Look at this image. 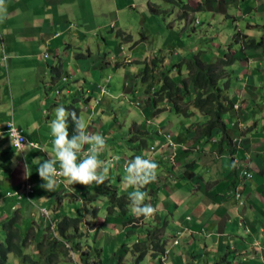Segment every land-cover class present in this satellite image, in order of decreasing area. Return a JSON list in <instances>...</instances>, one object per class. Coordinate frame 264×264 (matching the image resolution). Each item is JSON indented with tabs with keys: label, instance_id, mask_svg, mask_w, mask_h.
<instances>
[{
	"label": "crops",
	"instance_id": "1",
	"mask_svg": "<svg viewBox=\"0 0 264 264\" xmlns=\"http://www.w3.org/2000/svg\"><path fill=\"white\" fill-rule=\"evenodd\" d=\"M8 7L17 16H24L25 21L17 26L7 24V32L0 38V47H5L0 53V210L10 209L14 213V217L0 213V244L6 243L7 238L3 237L13 225L14 230H19V239H16L19 243L31 235L25 252L36 256L35 244L46 234L39 226L46 228L48 224H54V230L59 219L76 217L66 214L65 204L67 200L70 203L78 201L80 194L86 197L85 206H90L94 215L100 217L108 201L102 194L105 188L114 184L118 187V194L127 195V199L128 194L135 190L126 188L122 177L124 164L139 155L158 164L156 181L141 189L152 198V202L146 201L157 209L158 222L151 219L155 218L153 216L137 218L128 212L123 217H108L107 208L94 223L87 222L83 216L81 232L86 233V223L96 225L98 230L100 227V237L112 235L110 250L116 255L115 248L119 250L124 244L122 251H132L133 245L130 247L128 240L141 231L140 228L131 230L138 227L134 222L140 219V224L153 226L147 230L160 229V237L164 240L172 238L175 242L177 235L181 239L178 244L174 243L177 249L171 248L167 264H212V259L220 263L224 258L231 262L229 264H264V163L257 157L258 151L264 153V150L257 148L260 141L252 136L254 133L244 132L241 129L243 125L238 128L234 124L236 121L232 120L228 125L232 143L220 145L219 142L208 141L197 129L198 124L206 122L202 117L176 115L170 103L153 105L149 98L153 93L150 85L135 87L137 74L133 77L124 72L125 75L119 74L116 78L113 75L108 82L110 75L106 74L107 69L117 71L126 67L127 63L115 67V60L123 57L128 61V57L123 51L121 53L123 47L120 46V51L116 49L112 54L106 56L103 53L95 58L92 49L99 43L91 36L98 30L99 14L89 12L81 1L9 0ZM33 8L36 11H31ZM10 14L16 17V14ZM110 26L117 30L116 20L113 19ZM36 32L40 42L28 41L29 36ZM110 38L102 44L104 48L115 45L116 41L119 43L117 35ZM63 77H67L68 84L72 83V86L62 91L64 85L59 92L57 87L59 83L62 85ZM102 88L108 92L104 97L97 95L101 92L96 91ZM127 95L132 99H121ZM241 97L250 98L246 92L237 95V98ZM124 103L135 104L141 109L143 119L133 116L131 127L128 123L131 114ZM248 104L250 107L253 101L250 99ZM60 105L70 111L75 110L77 114L83 113L88 123L87 130L106 138L107 147L99 155L100 160L111 165L105 184L83 186L62 182L53 192L40 187L43 181L37 172L38 162L32 163V160L46 159L43 151L52 150L49 121L55 118L54 109ZM228 116L235 115L231 113ZM9 122H13L32 142V151L27 154L30 178H24L23 155L17 156V150L10 144ZM135 131L137 139L131 141V134ZM245 137L250 138L247 149L240 147ZM87 148L86 145L84 151ZM259 157L262 158L260 154ZM14 158L17 161L15 166L12 163ZM245 169L250 170L251 178L243 182ZM27 185H31L30 191L26 190ZM183 206L190 221L183 219L182 213L178 214ZM121 224L122 229L119 228ZM144 235H138L135 242ZM166 255L167 250L163 260Z\"/></svg>",
	"mask_w": 264,
	"mask_h": 264
},
{
	"label": "rangeland",
	"instance_id": "2",
	"mask_svg": "<svg viewBox=\"0 0 264 264\" xmlns=\"http://www.w3.org/2000/svg\"><path fill=\"white\" fill-rule=\"evenodd\" d=\"M79 1L82 2V6L87 8V10L89 9V12L94 11L95 13L99 14L96 23V27L98 28V30L97 32H94V35L92 34L93 36H91L99 43V46L94 45L95 47L94 49H92L96 59H98V57L103 53H106L107 56V54L109 55L114 53L116 49L120 51V45L118 44V41H116L115 45H110L106 48H104L102 45L105 44L104 40L108 41L109 39H111L110 37L112 35L116 36L119 30L133 36V42H123L124 47L121 50V53L123 51L125 53V56L128 57V61H130V64H128L126 67L119 68L117 70L119 72L112 70L111 68L107 69L106 74L110 75V77H113L114 75L115 78L119 74L125 75L124 72L135 77V74H137L140 70L142 71L143 69L144 71V66H142L140 63H136L137 61H146L147 59H151L156 56L157 59L161 60L162 57H165L166 62H164L162 66L164 68V66L166 65V67H168V70L171 69V66L173 64H176L183 60L187 48L191 46L198 45V48H200L204 52L209 53L213 52L212 50H214V53L216 51L218 54H220L221 47L226 49L233 42V40H237L235 37V34L237 32L240 31L242 32V34L244 33L245 35L248 34L250 36H255L257 40H260V34H257L255 31L264 30V0H203V6L201 7L202 10H198L195 13L190 12L184 18L181 17L183 13L182 9L180 8L181 2H183L184 4H188L189 0H96L95 2L94 0ZM8 5L9 0H5V12L3 13L5 18L3 19V22H0V38H3L4 34L7 32V24L11 26H17L23 24V22L25 21V18H23L24 16H17L16 12L9 9ZM32 10L36 11V8L31 9V11ZM9 12L16 14V17L13 18ZM33 18H36V16H34ZM28 19H30V17H28ZM113 19L117 22V30L114 31L110 26V23L113 21ZM194 24L197 25V28L191 31V29L194 28ZM256 25H259L260 27H256ZM34 27L38 29V26L34 25ZM188 31L191 32L190 35H188L189 33L186 34V32ZM215 37H217V39H213ZM91 39L90 42L94 44V40L91 41ZM247 39L249 38L247 37ZM30 40L40 42L39 34H37L36 32L35 34L30 35L28 41ZM81 41H84V39H81ZM244 41L245 38L243 39V42ZM6 42L8 44L9 40L7 39ZM183 48H185V50H183ZM241 48L242 47L238 44H236L234 48H232V53L236 58V62L233 66L227 69L229 72H232V93L235 94V90H238L233 100L234 104L238 105V108L235 110L234 115L237 117L239 116L238 118L241 120V122L251 119L248 126H252L253 123L257 124L258 122L257 130L260 131H253L251 133H254V135L252 136L260 141V144H258L257 148H259V150H264V120L262 119L264 114L262 118L260 114V112L263 110L261 103H264V51L261 50L262 47L256 50ZM4 49L5 47H0V53L1 51L3 52ZM224 52H227V49ZM177 55L179 59L177 58ZM190 57H192V55H190ZM203 57H205V54L203 55ZM117 60L118 62H121L124 61L125 58L120 57L117 58ZM258 67L261 69H259ZM21 73L25 74L24 71H21ZM183 73H186V71L184 70ZM175 76H177V74ZM183 77L185 79L188 78L186 74H183ZM142 81L143 77H140V79L139 76L136 77L135 87L137 86L144 88L145 85L149 84L151 87L158 88V90L160 88V83L158 82V80L153 79L146 82V84H143ZM68 83L69 79L63 81L62 85L59 83V86L57 87L59 92L64 85L65 86L63 87L62 91H64L65 88H69L72 86V83ZM189 87H191L189 89L190 92L193 91V93L191 94H196V90L191 83L189 84ZM96 91L101 92L100 89H97ZM245 92L253 101L254 105L252 104L249 107L248 103L250 102V100L245 99V97L236 98L237 95H243V93ZM91 93L93 94L94 92L91 91ZM126 98L132 99V96L127 95L126 97H123L121 99L126 100ZM150 99L152 100V97H150ZM123 106H125V108L129 111V115L131 114L130 121L128 122L131 127L133 116H135V118L137 115L142 117L141 109H139V107H135V104L134 106H132L130 103H124ZM195 112L197 111L191 107V116H185V118H193L192 116L195 114L198 115L199 118L202 117L204 119L203 115H201L199 112ZM228 117L229 119H231L228 120L229 124L232 120L236 122L238 121V119L235 117ZM127 130L128 132H130V128ZM150 131L152 132V130ZM131 135L133 141L137 139V131L133 132V134ZM249 142L250 138L245 137L244 140L241 141L240 147L247 149L250 146ZM257 154L258 160L261 161L262 159L264 163V153H260L258 151ZM259 154L262 156V158L259 157ZM250 178L251 177H247L246 180ZM113 186L115 185L113 184ZM240 197L241 196L239 195V198ZM85 198V195L80 194L78 201H71L70 203V200H67L65 204V208L68 209L66 210V214L69 216H77L79 214H82L87 222H89L87 219V213L90 212L92 217L94 218V221H97L100 217H102L106 209L100 212V217L98 214L94 215L93 209L90 206H85ZM149 201L152 202V198L149 199ZM185 209L186 207L183 206V209L179 211L178 214L182 213L184 215L183 219H187V221H190L188 220V217L184 212ZM4 212L9 216L11 215V217H14V213H12L10 209L3 208L0 210V213ZM127 212L129 214H132L129 208ZM153 217L155 218L151 219L154 222H158L157 216L154 215ZM189 217H192V214ZM127 219L129 220V217H127ZM169 221L171 223L172 217L169 218ZM154 222H147V224L153 225ZM140 223V219L135 220L134 225L138 227H133L134 229H131L137 230L140 228L141 231L139 233L136 232L135 235L130 236L128 240V243H130V247L135 244V241L138 239V235L146 234V232L150 231L147 229L149 227H153L151 225L149 227H146L145 225H143V223ZM86 224L87 225H84V230L86 231V233L90 234L91 237H97V247L99 246L100 248H102L104 252L102 256L104 264H114V262H117V260L120 258L121 261L119 262V264H136L135 261L133 262L132 256H128V252L130 250L127 252L122 251V246H120L119 250L118 248H115L116 255L113 254V251L110 250V241L112 235H107V237H100V227L98 230L96 228V225H91L88 223ZM53 228L54 224L51 225V232L53 231ZM119 228L122 229L123 225L121 224ZM43 231L44 230H42V232ZM169 233L171 232L169 231ZM163 242L165 249H167V255L165 259L162 260L161 256L149 254L148 259L143 261L141 264H167L168 260L170 259V255L172 254L171 248L174 247L175 249H177V246L174 245L176 241L174 242L172 238H167ZM179 242L180 241H178V243ZM105 246L107 248H105ZM129 253L132 254L131 252ZM68 256L69 258L67 259L74 260L73 253L70 252V255ZM15 260H18L19 262L22 261L20 257L18 258L16 255L12 254L10 261L11 264L15 263ZM214 261L215 260L212 259L211 263L218 264L217 261ZM90 263L100 264V258H92L90 259Z\"/></svg>",
	"mask_w": 264,
	"mask_h": 264
},
{
	"label": "trees",
	"instance_id": "3",
	"mask_svg": "<svg viewBox=\"0 0 264 264\" xmlns=\"http://www.w3.org/2000/svg\"><path fill=\"white\" fill-rule=\"evenodd\" d=\"M202 3L203 0H189L188 4L181 2L180 8L183 11L181 17L184 18L190 12L195 13L198 10H202ZM256 27L260 26L256 25ZM196 28L197 25L194 24V28H192L191 31ZM255 32L260 34V40H257L255 36L245 35L240 31L237 32L235 34L237 40H233L229 47L226 48L227 52H224L226 49L221 47L220 54L216 51L214 53V50L209 53L204 52L198 48V45L192 46L191 49L187 48L185 52V55H188L187 58H183L180 62L173 64L171 66L172 70H167L168 67L163 68L162 65L165 62V57L159 60L156 56L145 62V69L144 71L142 69L139 74L140 77H143L142 83L146 84V82L153 79L158 80L160 83L159 90L157 88L154 91L152 104L170 103L172 111L176 113V115L181 116H191L192 107L203 115L206 121L197 126L202 137L208 138V141H213L220 135L222 136L219 142L220 145L224 142L229 144V140L231 143L232 135L228 129V120L231 119H229L228 115L234 110L235 104L233 100L235 94L232 93L233 89L231 87L232 72H229L227 69L236 62V58L232 53V48H234L236 44L241 46V49L256 50L262 47L261 50L264 51V30ZM187 33L190 35L191 32L188 31ZM117 37L121 44H123V42H130L133 38L132 35L123 31H119ZM247 37L249 39H247ZM244 38L245 41L243 42ZM213 39H217V37ZM185 48H183V50H185ZM204 54L205 57H203ZM190 55H192V57H190ZM184 70H186L188 74L187 79L182 77V72ZM173 74H177V76ZM190 83L194 86L196 94H191L192 92L189 90ZM103 97L101 99H103ZM261 105L263 109L261 114L263 115L264 103H261ZM250 120L251 119L248 120V123ZM74 128L75 125L71 121V118H69L70 136L74 132ZM246 170L250 171L249 169ZM117 188L116 185H112L107 187V189L105 188L102 193L105 198H108L107 206L105 207L106 209L108 208V217L115 215L123 217L128 210L127 195H119ZM83 222V216L78 215L76 217H64L59 219L52 232L51 224H48L46 228L39 226V229L44 230L46 234L35 244L38 253L36 256H32V253L26 254L25 252L31 235L28 234L29 236L22 239L19 243L16 240L19 239V230H14L13 225L9 226V232L8 234L6 233L4 237L7 238L6 243L0 244V264H11V254H16L18 258L20 257L22 259L23 263L30 264H93L90 263V259L97 257L100 258V264H104L102 259L104 252L102 248L99 246L97 247V237H91V235L81 232ZM160 235V229L148 231V233L144 235V239L133 245L132 253L134 254L133 257L136 264H141L145 261L149 254L161 256V258L165 256L166 249ZM124 245H121V249ZM70 252L74 254V261L67 259L69 258L68 255H70ZM226 259L227 258H224L218 264L231 263H228ZM120 260L121 258L118 259L117 262H114V264H119Z\"/></svg>",
	"mask_w": 264,
	"mask_h": 264
},
{
	"label": "clouds",
	"instance_id": "4",
	"mask_svg": "<svg viewBox=\"0 0 264 264\" xmlns=\"http://www.w3.org/2000/svg\"><path fill=\"white\" fill-rule=\"evenodd\" d=\"M4 4H5V0H0V22H3V19L5 18L3 15V13L5 12ZM104 42H108V41L104 40ZM130 42H133V39ZM118 44L121 47H124L123 45L124 43L121 44L120 40ZM184 58L185 59L187 58L185 54H184ZM149 60L150 59H147L146 61H142L143 64L141 63L140 64L145 67L144 65L145 62ZM115 61H116L115 67L125 65V63H127V65L130 64V62L128 61L118 62L117 59ZM136 63L139 62L137 61ZM164 68H166V65L164 66ZM140 71L137 73L136 76V77L139 76V79H140V75L138 74H140ZM183 74H186L188 76L187 72L186 73L182 72V77ZM66 79L68 78L67 77L62 78L63 81H65ZM110 80L111 77L108 78V82ZM146 86L147 85H145V87ZM156 89H157L156 87L150 86V92L151 93L153 92L151 96L152 100L150 99V101H153L154 98L153 94ZM236 92L237 91L235 90V94ZM105 93H106V89L102 88L101 95H104ZM237 108L238 105L235 104L234 110L231 113L234 114ZM54 113H55V118L49 121L51 135L53 136L52 150L43 151L47 156L46 159L35 158L32 160V163L38 162L37 172L40 179L43 181V183L40 184V187L47 192H53L62 182L69 185L80 184L83 186H91L93 184L99 186L105 184V182L109 179V172L111 165L109 162L100 160L99 155L107 147L106 138L99 133H91L87 130L88 123L85 120L83 113L77 114L75 110L70 111L68 108L64 107L63 105L57 106L54 109ZM262 116L263 115L261 114V118ZM234 117L238 119V121L234 124H237L238 128L240 125H243L241 129L244 130V132L251 133L253 131H256L255 127L257 128L258 122L257 124L253 123L252 126H248L249 125L248 120L241 122V120L238 117L236 116ZM69 118H71V121L75 125L74 132L71 134V136L69 133ZM262 119L264 120V116ZM7 126H9L10 128L9 133L7 131L10 137V144L14 149L18 150L19 154H17L16 151V155L17 156L23 155L25 160V163L23 165L24 178L25 179L30 178L31 172H30V166L27 164V154L32 151V142L28 140L27 142H25L24 139L25 136L23 137L22 136L23 134H21V132L17 130L13 125L7 124ZM197 129L199 130V128ZM149 133L152 136V132ZM218 136H219L217 137L218 139L216 138L217 141L215 139L213 140L214 142H220L222 136L220 135ZM232 142L233 141L231 140V143ZM86 145L88 146V148L87 151H84ZM170 147H172V143L170 144ZM152 150H155V148H152ZM12 163L14 166L17 164L15 158L13 159ZM57 164H59V169L57 168ZM243 172L244 174H243V178L241 179L242 181L246 180L247 177H251V172L247 171L246 169L243 170ZM157 176H158V164L151 158H146L144 156L137 155L129 159L124 164V175L122 177V184L126 188L131 187L135 189L128 194V208L131 211V213L137 218L140 217H143L145 219L151 218L152 216L155 215L157 211V209L154 208L150 203H146V200L150 199V197L148 196V193L146 191L141 190L146 185L156 181ZM237 197H239V194H237ZM40 199H44V197H41ZM87 219L89 222H95L90 212L87 213ZM142 239H144V237H142ZM175 241L176 244H178V241H180L178 235ZM129 252L132 253V251ZM129 252H128V256L129 257L132 256L134 262V257H133L134 254L133 253L130 254Z\"/></svg>",
	"mask_w": 264,
	"mask_h": 264
},
{
	"label": "built area",
	"instance_id": "5",
	"mask_svg": "<svg viewBox=\"0 0 264 264\" xmlns=\"http://www.w3.org/2000/svg\"><path fill=\"white\" fill-rule=\"evenodd\" d=\"M9 124L13 125L17 130H19V129L14 125L13 122H9L8 125H9ZM7 131H8V133H9V131H10L9 126H7ZM19 131H20V130H19ZM20 132H21V131H20ZM21 134H22V132H21ZM22 136H23V135H22ZM23 137H24V136H23ZM24 139H25V142H27L26 137H24ZM26 190H27V191H30V190H31V186H30V185H27V186H26Z\"/></svg>",
	"mask_w": 264,
	"mask_h": 264
}]
</instances>
